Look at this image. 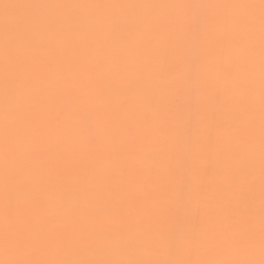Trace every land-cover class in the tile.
I'll return each instance as SVG.
<instances>
[{
	"label": "snow or ice",
	"instance_id": "obj_1",
	"mask_svg": "<svg viewBox=\"0 0 264 264\" xmlns=\"http://www.w3.org/2000/svg\"><path fill=\"white\" fill-rule=\"evenodd\" d=\"M0 264H264V0H0Z\"/></svg>",
	"mask_w": 264,
	"mask_h": 264
}]
</instances>
